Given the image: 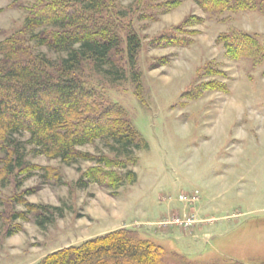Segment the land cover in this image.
<instances>
[{
  "label": "rangeland",
  "instance_id": "rangeland-1",
  "mask_svg": "<svg viewBox=\"0 0 264 264\" xmlns=\"http://www.w3.org/2000/svg\"><path fill=\"white\" fill-rule=\"evenodd\" d=\"M110 1L119 13V50L102 66L83 60L75 74L120 106L146 142L130 148L126 167H110L133 171L135 180L105 188L86 180L96 161L48 159L27 132L13 133L26 167L0 170V264H39L55 250L122 228L161 244L162 264L264 262V0L217 14L192 0L170 9L157 4L166 0ZM39 2L0 0V41L25 40L33 54L57 65L66 52L39 45L32 38L39 29L24 26ZM129 27L140 40L134 67L125 52ZM222 33L253 37L254 59L231 57L216 41ZM170 35L189 43L160 41ZM206 81L225 88L188 97ZM116 147L96 140L78 149L126 158Z\"/></svg>",
  "mask_w": 264,
  "mask_h": 264
},
{
  "label": "trees",
  "instance_id": "trees-1",
  "mask_svg": "<svg viewBox=\"0 0 264 264\" xmlns=\"http://www.w3.org/2000/svg\"><path fill=\"white\" fill-rule=\"evenodd\" d=\"M182 1L166 0L157 4L170 9ZM192 1L208 14L251 10V5H254L251 0ZM81 2L79 7L73 0H41L28 9L25 29H39L32 38L52 51L66 52L57 65L51 64L44 56L33 54L25 40L8 37L0 41V152L5 155L0 170L5 175L15 167L22 170L26 167L17 143L10 138L13 133L25 131L39 152L48 159H59L67 164L78 160L96 161L98 165L87 170L86 180L116 189L129 176V181H134L135 173L126 170L119 174L110 167H126V162L131 160L128 156L132 154L130 148L145 147L146 142L132 128L120 106L86 87L75 74V68L83 60H90L97 66L110 63L121 43L113 24L119 13L113 9L111 1ZM160 39L168 45L189 43L174 35ZM216 41L222 43L233 58L238 59L244 54L254 59V38L247 34L222 33ZM139 48L140 40L129 27L125 52L131 67L136 63ZM210 71L213 74L218 72ZM224 86V83L206 81L187 94L188 97H197L203 89L224 90ZM96 140L111 146L115 143L116 149L126 158L110 159L103 154L93 155L78 149ZM39 216L37 224L43 226L46 218ZM164 255V247L155 240L139 237L134 230L122 228L89 238L79 245L55 250L43 257L39 264H162ZM186 264L244 263L238 260L223 263L188 260Z\"/></svg>",
  "mask_w": 264,
  "mask_h": 264
}]
</instances>
